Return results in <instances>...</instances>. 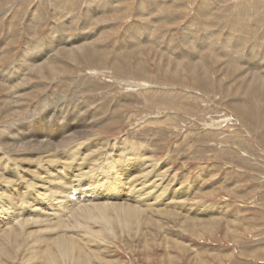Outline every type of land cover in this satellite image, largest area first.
Instances as JSON below:
<instances>
[{
    "label": "rangeland",
    "instance_id": "rangeland-1",
    "mask_svg": "<svg viewBox=\"0 0 264 264\" xmlns=\"http://www.w3.org/2000/svg\"><path fill=\"white\" fill-rule=\"evenodd\" d=\"M0 81V166L23 120L56 132L80 109L185 189L93 264H264V0H0Z\"/></svg>",
    "mask_w": 264,
    "mask_h": 264
},
{
    "label": "bare ground",
    "instance_id": "bare-ground-1",
    "mask_svg": "<svg viewBox=\"0 0 264 264\" xmlns=\"http://www.w3.org/2000/svg\"><path fill=\"white\" fill-rule=\"evenodd\" d=\"M79 112L80 109L71 110L74 117L67 119V123L57 117L62 125L59 124L56 132L51 128L46 132L44 127L42 133L38 125L29 121L31 125L25 126L26 120H23L20 138H8V144L16 145L19 150H14L18 158L12 162L5 159L0 166V264H93L92 261L101 260V251L119 238L126 235L143 238V215L162 214L159 210L167 207L171 208L170 212L180 207L178 203L187 201L185 189L177 197L178 189L167 188L166 192L164 183L169 182L166 176L159 174L151 163H143L144 141L142 144L135 139L130 143H108L109 148L103 149V142L93 137V124L78 117L83 115ZM23 149H28L30 154H24ZM104 155L107 159H102ZM85 168L89 170L84 171ZM72 195L74 200L70 198ZM190 218L189 230L194 232L200 224ZM209 223L203 222L201 229L209 227Z\"/></svg>",
    "mask_w": 264,
    "mask_h": 264
}]
</instances>
